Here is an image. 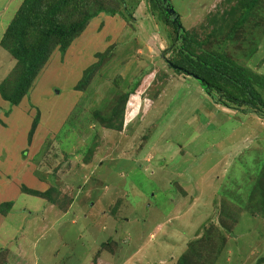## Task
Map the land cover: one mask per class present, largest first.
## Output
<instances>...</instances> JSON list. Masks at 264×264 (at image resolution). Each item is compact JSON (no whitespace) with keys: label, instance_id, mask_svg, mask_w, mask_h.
<instances>
[{"label":"rangeland","instance_id":"374dc122","mask_svg":"<svg viewBox=\"0 0 264 264\" xmlns=\"http://www.w3.org/2000/svg\"><path fill=\"white\" fill-rule=\"evenodd\" d=\"M24 1L0 0V90ZM170 2L207 51L244 15ZM117 9L56 47L18 106L0 93V264H264L263 114L175 73L179 37L148 0ZM225 50L264 77V0Z\"/></svg>","mask_w":264,"mask_h":264},{"label":"trees","instance_id":"16d2710c","mask_svg":"<svg viewBox=\"0 0 264 264\" xmlns=\"http://www.w3.org/2000/svg\"><path fill=\"white\" fill-rule=\"evenodd\" d=\"M106 1L25 0L1 44L2 48L12 54L19 72L14 85L11 83L8 88L0 90L3 99L11 106H18L56 47L61 51H67L70 44L87 29L91 21L101 14L110 17L120 14L117 9L120 5H123L126 14L132 18V13L141 0H117L114 3L116 7L113 6V1L109 0L113 7H110L108 2L106 4ZM258 1L240 0L233 11L236 12V7L243 10V17L232 28L228 27L225 40L211 51H207L192 34L183 32L180 35V43L174 50L176 58L171 63L186 72L170 68L178 75H187L192 79L195 76L199 77L204 83L198 82L211 95L218 93L231 104L241 107L246 105L264 111V98L261 94L264 90V77L233 61L225 50L226 44L233 41L238 27L246 21V17ZM148 2L151 8L158 12L162 21L174 28L157 0ZM174 30L176 32V28ZM92 73L93 69L86 79H89ZM108 128L120 129L114 128L111 123ZM258 178L254 196L263 201L264 173H260ZM51 191L52 189L46 194L49 199Z\"/></svg>","mask_w":264,"mask_h":264},{"label":"water","instance_id":"95a60500","mask_svg":"<svg viewBox=\"0 0 264 264\" xmlns=\"http://www.w3.org/2000/svg\"><path fill=\"white\" fill-rule=\"evenodd\" d=\"M161 2H162L163 11H165L166 14L169 16L170 20L172 21L173 27L176 28L177 37H180V35L184 32L183 26L180 23V16L177 14L175 9L172 7L169 0H161ZM177 40H178V38H177ZM169 65L174 70H180L181 72H186L185 70L173 65L171 62L169 63ZM194 79H196L197 81H200V83H202V84L204 83V81L201 80L197 76H195ZM206 87L209 88V85H207Z\"/></svg>","mask_w":264,"mask_h":264},{"label":"flooded vegetation","instance_id":"af4514ba","mask_svg":"<svg viewBox=\"0 0 264 264\" xmlns=\"http://www.w3.org/2000/svg\"><path fill=\"white\" fill-rule=\"evenodd\" d=\"M157 3H158V5L162 8V2H161V0H157ZM170 19V18H169ZM178 38V37H177ZM179 40H180V37H179ZM255 110H256V108H255ZM259 110V109H258ZM257 113H261V114H263L262 116L264 117V112L263 111H259V112H257Z\"/></svg>","mask_w":264,"mask_h":264},{"label":"clouds","instance_id":"9594fccd","mask_svg":"<svg viewBox=\"0 0 264 264\" xmlns=\"http://www.w3.org/2000/svg\"><path fill=\"white\" fill-rule=\"evenodd\" d=\"M170 4H171V2H170ZM180 23H181V21H180ZM182 25V24H181Z\"/></svg>","mask_w":264,"mask_h":264}]
</instances>
